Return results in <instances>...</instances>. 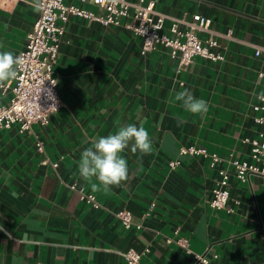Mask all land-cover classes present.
<instances>
[{
    "label": "crops",
    "instance_id": "crops-1",
    "mask_svg": "<svg viewBox=\"0 0 264 264\" xmlns=\"http://www.w3.org/2000/svg\"><path fill=\"white\" fill-rule=\"evenodd\" d=\"M37 1L0 0V52L18 57L25 49ZM152 1L168 16L198 13L214 30H231L232 39H219L225 59L195 57L178 72L165 47L143 55L142 39L123 25L70 15L54 68L62 108L46 126L0 131V264H127L129 249H149L140 264H195L193 253L215 264L264 263V178L243 182L226 161L211 168L209 158L179 155L197 146L254 163L245 139L264 133L255 122L264 112L254 110L264 96V0ZM65 2L101 13L91 3ZM184 89L207 102V113L192 114L175 99ZM10 95L0 86V107ZM127 124L145 127L151 153L125 149L129 178L93 191L99 182L78 172L82 151ZM173 160L180 161L174 169ZM220 169L230 173V199L216 210L209 202ZM71 183L94 194L100 208L82 202ZM121 210L141 229H125L115 216ZM178 238L192 253L167 243Z\"/></svg>",
    "mask_w": 264,
    "mask_h": 264
},
{
    "label": "built area",
    "instance_id": "built-area-1",
    "mask_svg": "<svg viewBox=\"0 0 264 264\" xmlns=\"http://www.w3.org/2000/svg\"><path fill=\"white\" fill-rule=\"evenodd\" d=\"M65 1H37L40 14L32 31L27 35L25 49L18 55L21 64L17 69V76L1 86L3 91H9L11 95L8 104L0 107V131L16 127L19 133H25L30 131L35 123L46 126L51 116L62 108L63 103L58 94V79L54 76V68L58 63L65 24L70 15L97 21L105 26L123 25L142 39L143 55L155 50L159 45L165 47L170 55L178 60V72L186 70L195 57L213 62L223 61L225 55L217 51L220 47L219 39L233 38L231 30L226 33L214 30L212 19L208 16L198 13L191 16L185 13L179 18L168 16L157 11L156 3L152 0H80L82 4L95 5L101 13L66 4ZM167 20L170 24L166 28ZM259 54L258 49L256 55ZM263 76V73L259 74V77ZM260 100L262 105L254 106V110L264 112V99L260 97ZM255 122L264 125V116L256 117ZM245 142L251 145V158L254 163L240 161L230 152L222 156L197 146L181 147L179 155L209 158L211 168L226 161L234 169L236 178L243 182L251 175H260L264 178V133L257 139H245ZM36 150L40 154L45 153L41 141H37ZM179 165V160L170 162V167L173 169ZM53 166L57 167V164L53 163ZM218 174L219 179L212 189V198L209 202L216 210L227 208L230 199V173L226 169H220ZM67 186L78 193L82 202L100 208L94 194L86 192L76 183ZM228 211L233 210L229 208ZM115 216L125 229H141V225L133 221L131 212L121 210L116 212ZM173 242L185 248L188 253H192L187 239H167V243ZM148 251L149 249L139 253L129 249L124 253L127 264H140L142 257ZM193 256L195 264H215L205 255L193 253Z\"/></svg>",
    "mask_w": 264,
    "mask_h": 264
},
{
    "label": "clouds",
    "instance_id": "clouds-1",
    "mask_svg": "<svg viewBox=\"0 0 264 264\" xmlns=\"http://www.w3.org/2000/svg\"><path fill=\"white\" fill-rule=\"evenodd\" d=\"M20 64V58L15 57L12 52H0V86L16 78ZM175 99L182 102L184 108L192 114H204L208 111L207 102L197 99L187 89L177 92ZM129 147L132 153H151L152 142L145 127L127 124L114 134L98 137L91 147L81 153L78 162L80 177L85 181L94 178L99 182L92 183L93 191H99L101 187L108 191L110 186H119L129 178L128 162L122 155Z\"/></svg>",
    "mask_w": 264,
    "mask_h": 264
}]
</instances>
